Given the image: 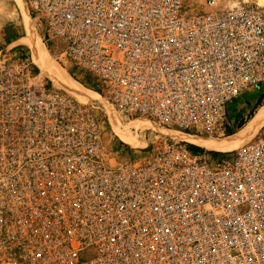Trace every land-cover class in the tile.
<instances>
[{
  "label": "built area",
  "instance_id": "2783aa9c",
  "mask_svg": "<svg viewBox=\"0 0 264 264\" xmlns=\"http://www.w3.org/2000/svg\"><path fill=\"white\" fill-rule=\"evenodd\" d=\"M25 1L57 64L123 114L221 136L264 84V6ZM93 110L0 55V264H264V132L223 157L167 140L113 162Z\"/></svg>",
  "mask_w": 264,
  "mask_h": 264
},
{
  "label": "rangeland",
  "instance_id": "374dc122",
  "mask_svg": "<svg viewBox=\"0 0 264 264\" xmlns=\"http://www.w3.org/2000/svg\"><path fill=\"white\" fill-rule=\"evenodd\" d=\"M204 0H184V9L188 13H194L201 11ZM242 6H264V0H229L227 7H242ZM43 32L41 27L30 14V8L25 0H0V55L11 57L21 56L27 60L29 67L32 68L33 72L37 75L38 80L54 89H58L66 94L74 96L73 93L64 90L63 87L57 81H53L46 74L42 73L41 70L31 61L30 48L28 42L32 41L38 47H44L46 65L52 67V69L59 70L60 73L66 75V77L72 81L76 86L81 87L87 92L93 93V98L85 100L81 97H76L80 102H84L91 106L94 110L95 115L103 116L102 129V141L103 144L111 151L112 161L124 162V161H139L145 157L153 148L158 146L164 141L171 140L175 142H181L186 147L191 143L181 141L175 136L176 130L166 128L165 126L159 125L153 121V127L149 130L147 128H139L136 130L133 123L146 121V119L138 118L133 115L123 114L113 109L102 97L101 93L90 87L91 80L78 76L80 81L74 80L65 70V67L59 66L56 62V57L61 52V44L59 42H49L48 45L42 41ZM40 43V44H39ZM77 83V84H76ZM79 84V85H78ZM60 85V86H59ZM73 94V95H72ZM80 98V99H79ZM95 98V99H94ZM260 102V106H258ZM264 106V84L247 89L243 94L232 101L228 106V118L232 125V135H196L198 137L205 138L207 140H214L218 142L223 141L225 144L239 142L242 146L246 142H243L241 138L233 137L237 134L240 123H247L256 113L259 107ZM123 119L124 124L130 128L133 134L139 136V143L136 146L128 145L124 143L116 135L112 129L111 116L110 114ZM149 121V120H148ZM264 132V125L260 127L258 132L254 134L248 141L259 133ZM173 133V134H172ZM168 134V135H167ZM169 134L174 135L171 136ZM234 135V136H235ZM232 136V138H230ZM221 140V141H220ZM247 141V142H248ZM243 142V143H242ZM242 143V144H241ZM197 146L195 144H191ZM202 149L199 153H205L214 157H223V153L228 151V148L221 150H211L208 147L197 146ZM188 148V147H187ZM236 148V147H235ZM233 148V149H235ZM231 150V149H229ZM214 152V154L212 153Z\"/></svg>",
  "mask_w": 264,
  "mask_h": 264
},
{
  "label": "bare ground",
  "instance_id": "6f19581e",
  "mask_svg": "<svg viewBox=\"0 0 264 264\" xmlns=\"http://www.w3.org/2000/svg\"><path fill=\"white\" fill-rule=\"evenodd\" d=\"M27 44H28V47L30 48L31 61L36 66H38V68L41 70L42 73L46 74L53 81L59 82V84L61 85V87L64 88V90H67L73 93L74 96L76 95L78 97H81L89 101L90 99L93 98V93L87 92L81 87L76 86L72 81H70L71 79L69 80L67 78L68 76L66 77V75L60 73L59 70L54 69V68L52 69V67L50 68V66L46 65V60L44 59V57H46L44 50H43L44 47L42 46L38 47V45L36 46V43L34 44V42L32 41H29ZM74 96H71V97L74 98ZM74 99L81 104H86L84 102H80L76 97ZM110 116H111L110 119L112 123V129L115 131L116 135L120 138V140H122L124 143L128 145L136 146L140 142L139 136L133 134L130 128L124 124L123 119L115 116L113 113L110 114ZM262 125H264V106L259 107L256 113L254 114V116L246 124H244L239 129L238 133L236 135L234 134L235 136L233 135V137H237V139L241 138L243 142L247 143L250 137L256 134ZM133 126L136 130H139V128H144V127L150 130L153 126V123L146 120V121H143V123L142 122L133 123ZM172 134H169V135L174 137V135ZM174 134H176L175 137L181 141L195 144L197 146L208 147L211 150H221L223 148H228V151H229V149L233 150V148L235 147L237 148V146L240 145V143L237 141L234 143L225 144L221 140H220L221 142H218L217 139L216 141L207 140L205 138L198 137L196 135L187 134V133H183L179 131ZM230 138H232V136Z\"/></svg>",
  "mask_w": 264,
  "mask_h": 264
},
{
  "label": "trees",
  "instance_id": "16d2710c",
  "mask_svg": "<svg viewBox=\"0 0 264 264\" xmlns=\"http://www.w3.org/2000/svg\"><path fill=\"white\" fill-rule=\"evenodd\" d=\"M260 102H258V106H260ZM243 124H245V123H240L239 125H238V129L243 125ZM228 134L227 135H232L233 134V132H231V131H228L227 132ZM187 147H188V149L191 151V152H193V153H199V152H201L202 151V149L201 148H199V147H197V146H194V145H191V144H189V145H187ZM213 154H214V152H212Z\"/></svg>",
  "mask_w": 264,
  "mask_h": 264
}]
</instances>
